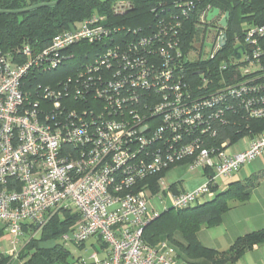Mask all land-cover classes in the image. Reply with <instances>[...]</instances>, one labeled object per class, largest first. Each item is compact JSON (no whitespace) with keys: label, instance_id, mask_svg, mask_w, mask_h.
<instances>
[{"label":"built area","instance_id":"obj_1","mask_svg":"<svg viewBox=\"0 0 264 264\" xmlns=\"http://www.w3.org/2000/svg\"><path fill=\"white\" fill-rule=\"evenodd\" d=\"M223 15L207 17L216 20L208 31L214 38L211 53L200 59L211 61L222 49ZM115 32L90 18L41 51L22 48L24 62L0 56V231L16 252L26 227L40 229L55 213L74 209L80 217L64 240L96 238L107 245L105 258L94 253L80 264H192L169 240L145 242V227L166 211L213 197L221 180L264 153V131L211 147L201 138L217 136L213 124L227 125L230 112L264 119V67L242 79L237 67L234 82L203 96L180 73L185 57L176 36L160 42L159 35L118 39ZM256 35L264 36V26L249 29L247 40L256 44ZM82 41L103 50L57 85L33 82L26 89L27 78L72 61L68 47ZM260 53L254 47L244 59L246 72ZM219 69L229 67L220 63ZM240 141L245 146L236 150ZM182 162L207 170L206 180L161 206L156 197L165 191L163 177L157 193L147 179Z\"/></svg>","mask_w":264,"mask_h":264},{"label":"trees","instance_id":"obj_2","mask_svg":"<svg viewBox=\"0 0 264 264\" xmlns=\"http://www.w3.org/2000/svg\"><path fill=\"white\" fill-rule=\"evenodd\" d=\"M213 8H219L223 14L229 12L230 16L228 24L222 27L227 34L226 42L215 58L208 61L200 59V53L204 55L212 47L214 36L209 40L208 31L216 20L209 22L207 13ZM90 18L99 19L101 25L113 33L115 30L118 39L159 35L161 42L176 36L185 57L180 73L192 90L203 96L215 93L224 81L227 84L234 82L237 67L240 79L259 75L264 67V36L256 35V44L247 40L249 29L264 26V0H0V56L5 55L10 62H24L25 57L20 51L25 46L35 52L41 51L50 45L55 35L76 28ZM254 47H261L258 64L246 72L248 61L244 59L252 57ZM68 50L73 53L72 61L63 68L40 73L34 79L27 78L26 89L31 90L35 85H57L103 48L82 41ZM143 55H148V51L144 50ZM220 63H227L229 69L221 72ZM205 76L210 81L205 82ZM227 117V125L222 126L218 121L213 124L217 136L201 137L206 146H219L226 140L235 142L248 134L264 131V119L250 120L240 112H230ZM165 172L147 179L156 193L160 188L158 179ZM218 189L213 197L205 196L206 200L203 201V197L186 208L166 211L151 221L144 230L145 242L155 245L160 240H172L179 247V256L192 264L233 262L246 250L264 242V229L239 237L224 253L200 242L198 232L202 227L220 224L232 201H245L249 195L248 187L240 182H233L219 192ZM79 217L76 210L64 209L55 213L40 229L26 227L28 237L18 253L24 264H80L83 258L75 257L70 245L82 244L64 240V235ZM9 261L10 257L0 254V264Z\"/></svg>","mask_w":264,"mask_h":264},{"label":"crops","instance_id":"obj_3","mask_svg":"<svg viewBox=\"0 0 264 264\" xmlns=\"http://www.w3.org/2000/svg\"><path fill=\"white\" fill-rule=\"evenodd\" d=\"M244 146V141L235 144L236 150ZM207 173L208 171L202 167L191 169L187 162L175 164L162 176L165 185L163 194L170 196L194 190L205 182ZM233 182H240L248 187V198L245 201H232L231 208L224 213L220 224L204 226L198 232V238L204 246L221 253L228 252L239 237L264 229V153L246 163L232 177L221 180L218 192L225 190ZM205 198L202 200H206ZM27 235L25 233V236ZM24 237L18 245V251L15 252L14 248H11L8 233L5 230L0 231V241L6 240L10 245L4 246L0 242V254L10 257L8 264H24V259L18 255L24 247ZM176 248L180 254L178 245ZM105 257L106 251L102 258ZM222 264H264V242L246 250L236 261H225Z\"/></svg>","mask_w":264,"mask_h":264},{"label":"rangeland","instance_id":"obj_4","mask_svg":"<svg viewBox=\"0 0 264 264\" xmlns=\"http://www.w3.org/2000/svg\"><path fill=\"white\" fill-rule=\"evenodd\" d=\"M213 36H214V33L211 32L209 35V40H212ZM198 46L201 48L200 43L198 44ZM209 52H210V49H207L205 55L208 56ZM183 170H185V169H183ZM194 174L198 175L197 173H194ZM199 175H201V174H199ZM203 180H204V177H203ZM156 198L158 201H160V198L163 200V204H161V206H164V205L170 206V203H171L170 196L165 195L163 193H159V195ZM70 231H71V229L68 232H70ZM27 237L28 236H25L24 239H27ZM2 241H4V240L0 241L4 246H6L8 244V242L6 240L4 242H2ZM169 241H171L176 246V244L172 240H169ZM9 247H10V245H9ZM11 248H13V247H11ZM70 249L72 250L75 257H81L85 260H89L90 257L94 253H98L99 257L102 258V257H104V252L107 250V248L101 247V245L97 242L96 238H91L90 240H88L86 243H84L82 245L71 244Z\"/></svg>","mask_w":264,"mask_h":264},{"label":"water","instance_id":"obj_5","mask_svg":"<svg viewBox=\"0 0 264 264\" xmlns=\"http://www.w3.org/2000/svg\"><path fill=\"white\" fill-rule=\"evenodd\" d=\"M219 13H220V9H219V8H214V9L208 14V19H209V20H212L214 17L218 16ZM229 16H230L229 12H227V13H225V14L223 15V17H222L221 20H220V24H221L222 26L225 27V26L228 24ZM226 37H227V34H223V36H222V38H221V44H223V45L225 44V42H226Z\"/></svg>","mask_w":264,"mask_h":264}]
</instances>
